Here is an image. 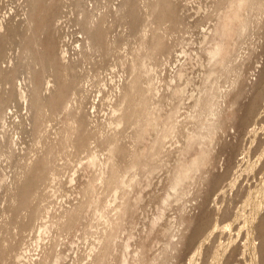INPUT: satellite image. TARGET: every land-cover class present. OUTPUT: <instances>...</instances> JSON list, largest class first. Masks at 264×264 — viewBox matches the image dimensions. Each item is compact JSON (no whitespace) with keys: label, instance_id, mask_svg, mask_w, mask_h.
I'll return each instance as SVG.
<instances>
[{"label":"rangeland","instance_id":"rangeland-1","mask_svg":"<svg viewBox=\"0 0 264 264\" xmlns=\"http://www.w3.org/2000/svg\"><path fill=\"white\" fill-rule=\"evenodd\" d=\"M218 1L0 0V264H264V16Z\"/></svg>","mask_w":264,"mask_h":264},{"label":"bare ground","instance_id":"bare-ground-1","mask_svg":"<svg viewBox=\"0 0 264 264\" xmlns=\"http://www.w3.org/2000/svg\"><path fill=\"white\" fill-rule=\"evenodd\" d=\"M54 1V0H53ZM155 2H157V0H154ZM223 0H219L218 2H217V5H219L220 4V2H222ZM149 2H151V1H149ZM127 3H128V0H127ZM231 5H230V7L228 6L227 8L229 9V13L228 14H230V17H229V15H228V17H227V13L224 15L225 16V18L227 19V20H229V19H232V20H235V21H238L237 19H239L240 21L238 22L239 23V32L237 31V37H238V39H239V37H242V32H244L245 33V31L248 29V27L250 26V24L252 25V23H255V27H256V24L259 26V24H261V22H262V20L261 19H263V18H261V16H264V0H231ZM229 3V4H230ZM157 4V3H156ZM155 4V5H156ZM164 3H162V5H163ZM228 4V5H229ZM126 6H127V4H125ZM147 5V4H146ZM166 5V4H165ZM233 5V6H232ZM50 6V5H49ZM223 6V5H222ZM122 7V6H121ZM148 7H150V5L148 6ZM148 7H146V9H148ZM156 7V6H155ZM154 7V8H155ZM34 8V7H33ZM123 8H124V5H123ZM122 8V9H123ZM166 8V7H165ZM227 8H226V10H227ZM242 8H244L245 9V18L244 19H242V18H240V17H242V16H240V15H242L241 13L240 14H238L239 13V10L240 9H242ZM145 9V10H146ZM157 9V8H156ZM156 9H154V10H156ZM33 10V9H32ZM144 10V11H145ZM123 11V10H122ZM164 11V10H163ZM224 11V10H223ZM241 11V10H240ZM243 12H244V10H243ZM138 13V12H137ZM147 14H148V12H146ZM223 13V12H222ZM144 14V13H143ZM90 15V14H89ZM145 15V14H144ZM222 15V16H223ZM146 16V15H145ZM150 16H152V13L150 14ZM149 16V17H150ZM222 16H221V18H220V20L221 19H223L222 18ZM90 17V16H89ZM147 18V17H146ZM259 18H261L260 20H259ZM148 19V18H147ZM137 20V19H136ZM231 20V22H233ZM86 21H89V20H86ZM223 21V20H222ZM259 21H261L260 23H259ZM264 21V20H263ZM96 22V21H95ZM146 22V21H145ZM180 21H177V25H178V23H179ZM220 23H221V21H219ZM218 22V23H219ZM1 23H2V21H0V30H1ZM29 23H31V21L29 22ZM91 23V21L88 23V24H90ZM262 23H264V22H262ZM172 24V23H171ZM180 24H181V22H180ZM180 24H179V26H180ZM143 25V27H144V24H142ZM176 25V24H175ZM175 25H172L173 26V28L175 29ZM221 25H223V23L221 24ZM264 25V24H263ZM88 26V25H87ZM104 26V25H103ZM224 26L225 25H223V28H224ZM230 25H228V27H229ZM29 27V26H28ZM54 27V26H53ZM261 27V26H260ZM263 27V26H262ZM177 28H179L178 26H177ZM216 28V34H217V27H215ZM220 28H221V26H220ZM29 29V28H28ZM228 29V28H227ZM226 26H225V29H223V31L225 30V32H226ZM230 30H231V28H229ZM255 29V28H254ZM259 29H261L262 30V28H259ZM141 30V29H140ZM142 30H143V28H142ZM141 30V31H142ZM222 30V29H221ZM236 30V29H235ZM220 31V30H219ZM223 31H221V35H223ZM227 32H229V31H227ZM230 32H232V30L230 31ZM252 32V31H251ZM254 32V31H253ZM255 32H256V30H255ZM260 32V31H259ZM219 33V32H218ZM243 33V34H244ZM257 33H258V31H257ZM257 33H255V34H257ZM139 34V33H138ZM215 34V36H218V34L216 35ZM220 34V33H219ZM238 34H240L241 36H239ZM252 34V33H251ZM231 37V36H230ZM218 38H220V37H218ZM225 38V37H224ZM227 38V37H226ZM225 38V39H226ZM144 39V38H143ZM144 41L145 40H143L141 43H144ZM147 41V40H146ZM216 42H217V40H216ZM216 42L214 43V46L216 45ZM122 43H124V42H122ZM140 43V45H142V46H138V48H141V47H144L143 45L145 44H141ZM221 43H224L223 41H221ZM220 43V45L222 46V44ZM156 44L158 45V42H156ZM217 44H219V43H217ZM156 45V46H157ZM160 46H161V43L159 44ZM146 46V45H145ZM164 46H166V45H164ZM163 46V47H164ZM218 46V47H217ZM217 46H215V48L213 47V49H212V51H210L211 52V57L213 58V56H216V57H219V52H220V47L221 46H219V45H217ZM95 47V46H94ZM94 47H92V48H94ZM145 48V47H144ZM154 48H155V46H154ZM222 48V47H221ZM137 49V48H136ZM135 49V50H136ZM139 50V49H138ZM141 50H143V48H141ZM166 50H167V48H166ZM165 50V51H166ZM210 50H211V48H210ZM169 51H170V49H169ZM169 51H167V52H169ZM135 52V51H134ZM137 52H139V51H137ZM207 53H209V52H207ZM218 55V56H217ZM134 56V55H133ZM133 59V58H132ZM131 59V60H132ZM221 62V61H220ZM223 62H224V60H223ZM137 64V63H136ZM222 64V63H221ZM134 65H135V63H134ZM243 70V69H242ZM242 70L240 69V67L238 68H233L232 69V71L231 70H226L227 71V73L228 72H233V74H234V81L232 82V86H233V84H240V83H243L242 81L241 82H237L238 81V79H240V77L243 75V73H242ZM244 71V70H243ZM243 77H241V79H242ZM131 83V82H130ZM259 84V83H258ZM134 85V84H133ZM243 85V84H242ZM128 88V87H127ZM131 88H134V87H131ZM136 88V87H135ZM212 88H214V87H212ZM241 89H243V88H241ZM34 90H36V89H34ZM124 91H125V89H124ZM127 91H128V89H127ZM33 92V91H32ZM36 92V91H35ZM214 91H212L211 90V88L209 87V88H207V90H206V95H205V97H203V100L201 101L200 100V106L199 107H201V109L203 110H205V111H207V112H209L210 113V115L213 117H207V118H209V119H207L208 120V122H206L205 121V124H202L201 126H200V128L202 127V128H204L205 130H201L202 132H200L199 133V131L197 130L195 133H197V134H194V135H189V141H188V144H187V149H189V147H191L192 146V144L193 143H195V142H200L198 145H201L202 146V148H201V151H200V148H199V153H197V154H199V155H196L195 154V156H197L196 158H194V159H190L188 162H183L184 164H182L180 167H179V169L178 170H176V173H175V175H174V178H173V184H172V186L173 187H175L176 185H178L179 183L181 184L182 183V181L184 182V179L185 178H187L188 176H189V174L191 173V171H194V169L195 170H197V167L198 166H200L199 164H203V161L205 160L206 161V158H207V154L209 153L207 150H209V149H207L208 148V146L206 147V141L209 139L210 140V137H212L214 134H215V130L216 129H220L221 128V125L219 124V115H221V110H219L220 108L218 107V106H216L217 104H216V100H215V94L213 93ZM128 93V92H127ZM125 95H126V93H124ZM36 95V94H35ZM37 95H38V93H37ZM124 95V96H125ZM217 95V94H216ZM33 97H34V93H33ZM32 97V99H34ZM37 97V96H36ZM54 98V97H53ZM202 98V97H201ZM262 98V97H261ZM36 100H38L37 98H36ZM56 100V99H55ZM33 101H35V99L34 100H31V103L33 104ZM38 102V101H37ZM36 102V103H37ZM197 103H199V101L197 102ZM235 103V102H234ZM34 105V104H33ZM65 105H66V103H65ZM32 106V105H31ZM42 106V105H41ZM230 106H231V104H230ZM33 107V106H32ZM35 107H37V104H35ZM65 106H62V108H64ZM219 108V109H218ZM230 109H231V107H229ZM229 109V110H230ZM36 110V109H35ZM38 110H39V107H38ZM41 110V109H40ZM40 110H39V112H40ZM132 110H134V111H139V112H147L148 111V109H147V101H140V99L138 98V99H134V102H133V108H132ZM235 110V109H234ZM37 111V110H36ZM35 111V112H36ZM220 111V112H219ZM1 113H3V112H1V110H0V120H2V114ZM147 114V113H146ZM145 114V115H146ZM38 116V115H37ZM147 116V115H146ZM36 117V116H35ZM147 119H150L149 117H140L139 119H138V126H139V131H141L140 133L142 134V131L144 130V128H143V126H144V124H145V122L146 121H144V120H147ZM201 119V118H200ZM35 120H37L36 118H35ZM74 122V121H73ZM151 123H152V121H150ZM200 122V121H199ZM147 123H148V120H147ZM146 123V124H147ZM39 124V123H38ZM70 125H72L73 123L71 122V123H69ZM150 125V124H149ZM73 126H74V124H73ZM73 126H71L72 128H73ZM75 127V126H74ZM72 128H69V129H71L70 131H74V130H76V128H74V130H72ZM151 128V127H150ZM199 128V127H198ZM69 131V132H70ZM217 131V130H216ZM75 133V132H74ZM214 133V134H213ZM70 135H71V132H70ZM140 135V134H139ZM201 136L202 137V141H198L199 139H198V137L197 136ZM139 137V136H138ZM137 137V138H138ZM65 139V138H64ZM66 140H68V138L66 139ZM201 140V139H200ZM208 140V141H209ZM62 141H65V140H62ZM69 142H70V144H71V142H72V139L71 140H68ZM207 141V142H208ZM59 144H60V147H62V146H64V143H63V145H61V141H59ZM65 144H67V142L65 143ZM210 144V143H209ZM74 145H75V143H74ZM73 145V146H74ZM54 146V145H53ZM53 146H52V148L51 149H54L53 148ZM58 146V145H57ZM57 146H56V148H57ZM51 147V146H50ZM50 147H48V149H50ZM47 149V150H48ZM61 149V148H60ZM58 150V149H57ZM50 151H53V150H50ZM61 151H62V149H61ZM49 152V151H48ZM48 152H46L47 154H48ZM110 152L112 153V155L110 156L111 158H112V156H113V152H114V148L113 149H111L110 150ZM145 152V151H144ZM50 153V156H51V152H49ZM140 153V152H139ZM55 154V153H54ZM53 154V155H54ZM210 154V153H209ZM208 154V155H209ZM45 155V154H44ZM42 156V158H44L45 156ZM49 155V154H48ZM52 155V156H53ZM47 156V155H46ZM50 156H48V157H50ZM146 155L144 154V157H145ZM136 157H137V154H136ZM135 157V158H136ZM51 158V157H50ZM50 158H44L45 160L47 159L48 160V162H49V160H50ZM53 160H54V158H52ZM41 160V159H40ZM93 160V159H92ZM91 160V161H92ZM139 160V159H138ZM44 161V160H43ZM144 161H145V159H144ZM205 161H204V163H205ZM53 162V161H52ZM52 162H51V164H52ZM92 163H93V161H92ZM49 164V163H48ZM138 164V163H137ZM50 165V164H49ZM131 167H133V166H136V162H131ZM204 165V164H203ZM144 166V165H143ZM135 168V167H134ZM27 170V169H26ZM113 173H116V172H113ZM110 176H112V175H110ZM115 176V175H114ZM117 176V175H116ZM110 178V177H109ZM112 178V177H111ZM188 178H190V177H188ZM114 180V179H113ZM179 184V185H180ZM264 190V189H263ZM262 191V190H261ZM260 191V192H261ZM256 201V200H255ZM16 203V202H15ZM125 204V203H124ZM262 204V203H261ZM14 205V204H13ZM255 205V204H254ZM76 207V206H75ZM78 207V206H77ZM124 207V206H123ZM260 207V206H259ZM79 208V207H78ZM78 208H76V209H78ZM81 208V207H80ZM80 208H79V210H80ZM253 208V207H252ZM255 208V207H254ZM74 209V208H73ZM73 209H71L70 211H72L73 212ZM122 209V208H121ZM79 210H76V211H78V212H80ZM82 210V209H81ZM70 211H68L67 213H69L67 216H69L70 217V219H72V218H75V217H73L72 215L73 214H71V212ZM78 212H75V213H78ZM122 212V211H121ZM120 212V213H121ZM66 213V214H67ZM81 213V212H80ZM80 213H78V214H76V215H79L80 216ZM72 217H71V216ZM75 215V216H76ZM253 215V214H252ZM257 216V215H256ZM119 217H120V215H119ZM77 218H78V216H77ZM252 218H254V217H252ZM256 218V217H255ZM69 219V218H68ZM68 219L67 220H65V221H67L66 223H70V221H72V220H70V221H68ZM76 219V218H75ZM75 219H73V221L75 220ZM78 220V219H77ZM252 221H253V219H252ZM252 221L250 222V220H249V222H250V224L252 223ZM65 223V224H66ZM73 223V222H72ZM65 224H64V226H65ZM71 224H70V228H71ZM114 229H115V227H114ZM15 244H17V243H15ZM16 249L17 248H14L12 251H10L9 253V255L11 256L12 255V253H15V255H17V252H15L16 251ZM15 250V251H14ZM256 252V251H255ZM15 255H13V256H15ZM12 256V257H13ZM104 259H105V254H102L98 259H97V261H96V263L95 264H103V262H104ZM55 261H57V260H55ZM56 263V262H55ZM120 264V263H119Z\"/></svg>","mask_w":264,"mask_h":264}]
</instances>
